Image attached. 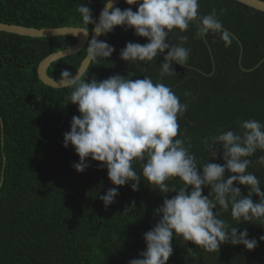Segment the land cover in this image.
<instances>
[{
  "label": "trees",
  "instance_id": "1",
  "mask_svg": "<svg viewBox=\"0 0 264 264\" xmlns=\"http://www.w3.org/2000/svg\"><path fill=\"white\" fill-rule=\"evenodd\" d=\"M82 3L98 19L104 0H0V22L39 29L80 27L77 9ZM116 6L138 8L125 0ZM213 11L234 37L230 47H225L220 34L198 39L195 22L186 32L174 29L168 42L187 48L189 59L185 67L173 65L176 72L161 79L160 64L167 50L148 64L125 62L119 54L128 42L148 40L135 35L134 29L117 27L99 38L115 47L112 57L91 62L82 76L90 81L116 74L132 79L149 75L154 83L168 86L187 104L178 119L177 138L190 145L198 165L224 163L223 148L216 146L218 158L211 159L202 143L205 138L229 130L240 133L246 120L264 124V12L235 0H199L200 16ZM76 43L71 36L35 38L0 31V264H128L146 250L143 237L159 222L156 210L165 198L176 195L148 185L142 164L134 162L142 178L140 190L119 186L115 202L105 209L99 196L116 187L107 169L90 157V167L83 173L73 167L80 158L74 147H64L72 117L81 115L68 99L72 89L45 85L37 69L45 57ZM86 56L87 48L53 62L47 74L56 79L65 69L75 74ZM261 155L264 151L258 150L249 159L256 161ZM247 171L259 179L264 191V166H250ZM166 183L177 189L183 186L178 177ZM235 186L248 194V187ZM210 191L204 188L203 194ZM253 200L259 197L254 195ZM133 201L135 208L124 213ZM217 211L230 227L246 228L258 247L249 251L229 243L207 252L174 236L168 264H264V241L259 240L264 225L258 221L238 225L230 208L225 212L218 206Z\"/></svg>",
  "mask_w": 264,
  "mask_h": 264
},
{
  "label": "clouds",
  "instance_id": "2",
  "mask_svg": "<svg viewBox=\"0 0 264 264\" xmlns=\"http://www.w3.org/2000/svg\"><path fill=\"white\" fill-rule=\"evenodd\" d=\"M128 5L121 9L115 0H104L98 20L94 18L86 3L77 9L82 19L78 32L87 37V60L98 62L109 60L115 47L100 40L117 27L134 29L135 35L147 38L148 43L128 42L120 50V59L125 62L153 61L164 55L160 64L161 79L172 75L173 65L186 66L189 50L182 45L170 44L169 34L174 29L186 32L189 25L197 23L196 37L204 39L220 34L225 47H230L234 37L223 28L215 11L199 15V0H125ZM89 25H93L89 29ZM184 42L187 37L183 38ZM88 77V76H87ZM61 80L72 89L68 99L78 106L81 115L73 116L70 131L64 133V147H74L79 162L73 167L83 173L91 160L106 168L108 178L116 187L109 188L99 196L105 209L115 202L119 186L130 185L132 191L140 190L141 174L133 164H142V177L148 185L161 193L176 192L165 198L156 210L159 222L144 234L146 250L141 258H133L128 264H168L173 255L174 236H181L207 252L220 250L221 245H243L251 251L258 241L249 237L245 228L230 225L220 218L222 209H231V217L238 225L242 222L264 225V191L259 179L247 171L250 166H264V155L256 161L249 159L258 150L264 151V124L252 119L240 124L241 132H221L205 138L202 143L211 159L218 158L216 146L223 148V164L202 163L191 153L190 145L177 138L180 130L178 119L187 110L179 97L165 84L154 83L149 75L143 79L126 78L116 74L103 80L83 78L79 72L73 74L65 69ZM190 93L185 92V95ZM231 175L226 177L225 173ZM178 177L183 186L177 189L167 181ZM236 184L248 187L245 196ZM210 187L209 195L204 188ZM259 200L254 201L253 196ZM167 197V195H165ZM135 208V201L126 207L127 213ZM257 224V223H256ZM264 241V236H260Z\"/></svg>",
  "mask_w": 264,
  "mask_h": 264
},
{
  "label": "water",
  "instance_id": "3",
  "mask_svg": "<svg viewBox=\"0 0 264 264\" xmlns=\"http://www.w3.org/2000/svg\"><path fill=\"white\" fill-rule=\"evenodd\" d=\"M120 1L121 0H115V5H117ZM235 1L241 4H244L250 8L264 12V0H235ZM78 28L79 27H61V28H40L39 29V28H34V27H26V26L17 25V24H7V23L0 22L1 32L17 34L20 36L35 37V38L71 36L77 39V43L75 45L59 50L57 52L51 53L50 55L45 57L38 66L37 73H38L39 79L45 85L53 87V88H65L67 86L61 80V78L56 79L47 74V69L51 66V64L60 59L78 54L80 51L87 48V37H85L82 33H79ZM90 63L91 62L87 60V56H86L81 66L77 70V72H79V74L83 76L84 73L89 68ZM77 72L75 74H77Z\"/></svg>",
  "mask_w": 264,
  "mask_h": 264
}]
</instances>
